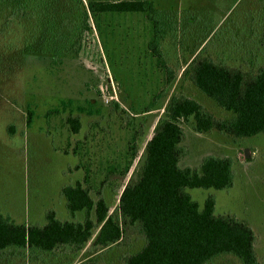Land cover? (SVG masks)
Instances as JSON below:
<instances>
[{
    "label": "rangeland",
    "instance_id": "obj_1",
    "mask_svg": "<svg viewBox=\"0 0 264 264\" xmlns=\"http://www.w3.org/2000/svg\"><path fill=\"white\" fill-rule=\"evenodd\" d=\"M30 1L24 0V4ZM71 1L60 0L64 10ZM81 1L86 4L89 0ZM152 1L165 30L160 43L163 59L176 74L170 86L166 85L165 70L148 49L152 25L141 12L90 16L93 32L83 34L82 48L76 56L32 54L24 58L16 74L0 73L1 214L26 225L44 224L49 210L55 211L60 220L83 221L84 211L76 212L74 217L69 215L61 193L62 187L76 183L87 187L94 201L99 193L112 212L123 184L137 169L145 143L174 93L196 99L215 117L231 115L182 75L185 62L209 26L217 22L222 26L230 12L237 17L250 1L253 30L249 33L247 18L228 29L223 27L204 43L200 54L244 70L263 65L258 22L264 0ZM5 3L10 12L15 9L18 15L23 14L20 10L24 8H16L15 0H0V28L5 21ZM24 27L23 34L28 35L40 24L36 27L29 20ZM4 43L5 36H0V46ZM16 43L22 45L19 39ZM69 100L72 104L63 107L62 102ZM29 111L31 121L27 125ZM69 115L79 117L76 134L67 123ZM182 127L185 137L181 146L186 154L179 162L181 167H198L205 156L213 155L230 157L234 172L231 188L186 191L200 207L208 196H213L215 214H229L248 223L255 233L256 255L264 264V133L237 139L217 131L198 133L192 119ZM133 137L137 140L136 157L131 156ZM143 243V237L135 234L106 249L88 243L77 253H28L9 248L0 251V264H74L86 259L124 264L123 257L138 251ZM207 264L243 263L225 254Z\"/></svg>",
    "mask_w": 264,
    "mask_h": 264
},
{
    "label": "trees",
    "instance_id": "obj_2",
    "mask_svg": "<svg viewBox=\"0 0 264 264\" xmlns=\"http://www.w3.org/2000/svg\"><path fill=\"white\" fill-rule=\"evenodd\" d=\"M15 1L16 8H24L20 10L23 14L18 15L15 9L10 12L5 3V21L0 28V36H5V46H0V73L16 74L24 58L32 54L52 58L76 56L82 48L83 34L93 32L90 16L141 12L152 25L148 49L165 70L166 85L173 84L176 74L163 59L160 43L165 30L152 0H89L86 4L72 0L67 10L60 0H31L27 6L24 0ZM249 4L250 1L237 17L233 12L226 13L220 28L218 22L209 26L198 39L199 45L185 62L182 73L217 107L230 113L229 117H215L200 102L182 92L172 94L145 143L137 169L123 184L118 205L112 212L99 193L94 201L90 190L81 183L66 185L61 193L69 215L74 217L76 212L84 211V220H60L55 211L49 210L44 224L26 225L0 213V251L12 248L28 253H77L88 243L91 247L106 249L139 234L144 243L138 251L123 257L124 264H207L225 254L238 257L243 264H260L254 246L255 233L248 223L229 214H215L213 196H208L200 207L186 191L231 188L233 160L207 155L198 167L179 165L186 154L181 146L185 137L182 124L190 119L198 133L217 131L233 139L264 133V64L255 70H244L200 54L204 43L223 27L228 29L229 25H237L247 18L249 33L253 30L254 15ZM23 20H33L40 28L24 35ZM258 24L259 44L264 53V2ZM17 39L22 42L21 46L16 45ZM70 104V100L62 102L63 107ZM30 121L31 111L27 125ZM67 123L76 134L80 128L79 117L69 115ZM136 141L135 138L130 144L133 157L137 156ZM121 179L124 181L125 177ZM74 264L100 263L86 259Z\"/></svg>",
    "mask_w": 264,
    "mask_h": 264
},
{
    "label": "water",
    "instance_id": "obj_3",
    "mask_svg": "<svg viewBox=\"0 0 264 264\" xmlns=\"http://www.w3.org/2000/svg\"><path fill=\"white\" fill-rule=\"evenodd\" d=\"M245 157H248V152H247V150H245Z\"/></svg>",
    "mask_w": 264,
    "mask_h": 264
}]
</instances>
